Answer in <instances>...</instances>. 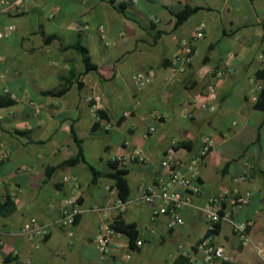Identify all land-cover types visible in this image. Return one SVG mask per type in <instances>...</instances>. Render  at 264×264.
Wrapping results in <instances>:
<instances>
[{
    "label": "crops",
    "instance_id": "obj_1",
    "mask_svg": "<svg viewBox=\"0 0 264 264\" xmlns=\"http://www.w3.org/2000/svg\"><path fill=\"white\" fill-rule=\"evenodd\" d=\"M28 12L0 16V31L15 24L17 31L0 40V264H119L123 251L103 257L95 237L104 222L99 207L115 204L113 164L119 156L142 151L145 162L130 161L125 169L130 198L142 186L155 183L162 161L173 142L178 155L189 161L200 141L211 136L216 151L201 166V205L216 197L224 186H237L251 194L249 204L236 215L252 220V241L243 245L232 226L223 222L216 240L230 258L228 264H264V110L255 107L264 89V0H27ZM199 8L195 12L191 10ZM181 21V23H179ZM200 23L205 37L195 43L192 65L167 82L180 39L190 37ZM104 26L110 44L98 28ZM88 50L96 71H86L82 54ZM229 54L234 57L228 59ZM222 67L233 74L216 78ZM154 69L156 78L137 89L132 75ZM216 85L218 110L205 113L184 108L196 95ZM4 88L10 94L4 95ZM100 96L102 112L112 131H104L90 111L87 99ZM161 112V120L151 112ZM130 111V116L125 112ZM154 128V132L150 129ZM76 139L80 141L78 144ZM185 143L187 146H179ZM83 148L86 161L103 173L94 180L83 163L57 169ZM254 169L252 179L240 184L234 178ZM76 177L82 185V214L73 244L59 224L63 201L71 194L62 179ZM153 206L141 204L121 213L135 224L143 246L134 250L130 264H186L179 256L182 243L196 245L207 233V220L194 207L182 212L186 224L169 229L168 217L151 225ZM111 222L117 213H108ZM31 218L51 225L50 235L34 248L19 232ZM154 230L155 232H153ZM124 246L129 238L116 239ZM19 252V258L13 252Z\"/></svg>",
    "mask_w": 264,
    "mask_h": 264
},
{
    "label": "built area",
    "instance_id": "obj_2",
    "mask_svg": "<svg viewBox=\"0 0 264 264\" xmlns=\"http://www.w3.org/2000/svg\"><path fill=\"white\" fill-rule=\"evenodd\" d=\"M136 1V0H134ZM29 10L27 0H0V16L22 15ZM101 38L106 44H110L104 26L98 28ZM17 31L15 24L8 25L4 30L0 31V40L10 38ZM206 24L200 23L196 31L190 37L180 39L178 44V52L173 58L170 66V74L166 77L167 82L172 81L177 76L184 74L192 65L195 56V43L205 37ZM234 57L229 54L228 59ZM264 60V55L260 56ZM234 69L222 67L217 70L216 78L220 79L226 75L233 74ZM7 78L5 71L0 69V82ZM156 78L154 69H146L132 75L131 79L135 87L139 90L144 89ZM4 95L10 94L8 88H4ZM14 97V96H13ZM218 92L216 85H209L206 93L193 97L191 104L184 108V116L188 117L191 109L198 108L205 113H215L218 110ZM90 111L95 119L96 124H100L106 132L113 130V125L107 123L106 119L101 115L102 100L100 96L94 95L87 99ZM125 116H130L131 112L126 111ZM151 117L155 120H161L162 115L158 110L151 112ZM154 128L150 132H154ZM201 147L199 152L189 161H183L178 155V144L173 142L167 149L162 161L163 172L158 176L155 183L148 186H142L139 193L134 198L123 201L120 198L115 204L107 207H99L97 212L101 213L104 222L100 226V230L95 237V248L103 256L113 254L116 251H123L119 264H130L134 250L131 249L130 243L124 246L116 239L122 238L124 235L117 232L112 227L113 221L107 218L108 213L115 211L117 216L125 212L128 207H135L141 204L152 205L151 225L155 224L161 216L168 217L167 226L169 229L183 227L186 222L182 216V212L188 206H194L207 220V233L196 245H187L182 243L178 247L179 256L185 259L186 264H228L230 261L225 248L220 245L214 233L216 226L223 222L229 223L235 236L243 244L251 243L252 237L250 230L253 226L252 220H238L236 215L244 207H246L251 198L249 192H242L236 185L224 186L219 194L211 198L209 201L197 205L193 202L194 198L201 194V166L208 155L216 151V141L211 136H204L200 141ZM3 153L0 160L5 161L10 156V147L3 146ZM147 160L145 154L140 150H134L128 155L119 156L115 161L119 165H124L130 161L145 162ZM248 171L243 175L234 178L235 184L247 182L252 179L251 171L254 169L250 162L246 163ZM62 182L70 188L71 194L63 201L61 208V218L59 224L67 229L70 238V244H73L75 236L74 227L77 218L82 214L81 199L83 196V188L76 177L65 176ZM118 193L117 186L112 188ZM155 232L154 230H152ZM51 225L44 224L37 218L29 219L21 228L19 234L34 248H39L41 243L50 235ZM143 246V241L138 240L136 249ZM13 257L19 258V252L14 251ZM20 264H31L30 260L21 261Z\"/></svg>",
    "mask_w": 264,
    "mask_h": 264
},
{
    "label": "trees",
    "instance_id": "obj_3",
    "mask_svg": "<svg viewBox=\"0 0 264 264\" xmlns=\"http://www.w3.org/2000/svg\"><path fill=\"white\" fill-rule=\"evenodd\" d=\"M197 10H199V8H195V9L191 10L190 12H195ZM179 23H181V21ZM75 49L77 51H79L82 54V56L84 57L86 71L87 72H90L93 70L96 71L97 67L94 64H91V60L88 56L87 48H85L83 46H77V47H75ZM8 104H9V102H7L5 100H0V106H6ZM255 107L257 109L264 110V89L261 90ZM101 115L105 118L103 112H101ZM96 126H98V124H96ZM76 142L78 144L80 143V141L77 139H76ZM179 146H187V145H185V143H182ZM80 163L85 164L87 166V168L92 172L94 180H97L99 177H101L103 175V173L98 171L94 166H92L91 164H89L86 161L84 154H83V148L81 146H79V154L76 158L61 163L57 167L53 168V170L56 171L59 168L67 167V166H74V165H77ZM113 166L115 168V172L111 173L109 176L115 180L116 186L118 188L119 198L123 201H127L130 198V193H131V190H130V187L128 184V180L126 179L127 172L125 169L119 168L117 162H115L113 164ZM112 227L117 232H120L123 235H126L129 238V243H130L131 249L136 250V243L138 241V231H137V227L135 224L126 223L123 220L122 216L119 214L114 219V221L112 223ZM220 229H221V225L216 226V230L214 233L217 235L219 233ZM181 263H182V261H181Z\"/></svg>",
    "mask_w": 264,
    "mask_h": 264
},
{
    "label": "rangeland",
    "instance_id": "obj_4",
    "mask_svg": "<svg viewBox=\"0 0 264 264\" xmlns=\"http://www.w3.org/2000/svg\"><path fill=\"white\" fill-rule=\"evenodd\" d=\"M155 264H165V262H164V261L160 262V260H159V259H157V260L155 261ZM166 264H169V262H168V263H166Z\"/></svg>",
    "mask_w": 264,
    "mask_h": 264
}]
</instances>
